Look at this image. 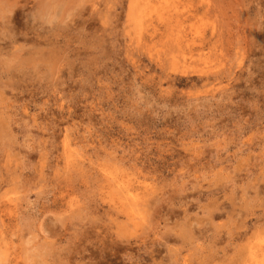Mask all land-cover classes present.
Listing matches in <instances>:
<instances>
[{
    "label": "rangeland",
    "instance_id": "obj_1",
    "mask_svg": "<svg viewBox=\"0 0 264 264\" xmlns=\"http://www.w3.org/2000/svg\"><path fill=\"white\" fill-rule=\"evenodd\" d=\"M29 259L264 264V0H0V264Z\"/></svg>",
    "mask_w": 264,
    "mask_h": 264
},
{
    "label": "clouds",
    "instance_id": "obj_2",
    "mask_svg": "<svg viewBox=\"0 0 264 264\" xmlns=\"http://www.w3.org/2000/svg\"><path fill=\"white\" fill-rule=\"evenodd\" d=\"M28 264H32V261H31V259H29V261H28Z\"/></svg>",
    "mask_w": 264,
    "mask_h": 264
},
{
    "label": "bare ground",
    "instance_id": "obj_3",
    "mask_svg": "<svg viewBox=\"0 0 264 264\" xmlns=\"http://www.w3.org/2000/svg\"><path fill=\"white\" fill-rule=\"evenodd\" d=\"M159 1V0H158ZM175 19V18H174ZM147 21V20H146ZM163 30V29H162Z\"/></svg>",
    "mask_w": 264,
    "mask_h": 264
}]
</instances>
